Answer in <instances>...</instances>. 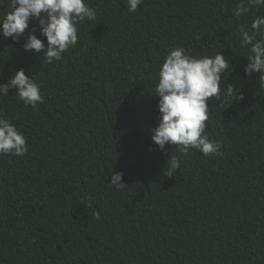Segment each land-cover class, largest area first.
Wrapping results in <instances>:
<instances>
[{
  "label": "trees",
  "instance_id": "obj_1",
  "mask_svg": "<svg viewBox=\"0 0 264 264\" xmlns=\"http://www.w3.org/2000/svg\"><path fill=\"white\" fill-rule=\"evenodd\" d=\"M85 2L97 20L78 25L62 61L23 51L38 21L19 43L0 34V83L24 68L44 96L36 109L15 90L0 96L28 146L0 156V264H264V88L244 75L237 39L264 8L238 21L237 0H143L133 13L127 0ZM10 10L0 0V16ZM175 47L233 66L227 83L244 99L212 101L206 122L222 157L150 151L158 72ZM170 156L173 178L162 174Z\"/></svg>",
  "mask_w": 264,
  "mask_h": 264
},
{
  "label": "clouds",
  "instance_id": "obj_2",
  "mask_svg": "<svg viewBox=\"0 0 264 264\" xmlns=\"http://www.w3.org/2000/svg\"><path fill=\"white\" fill-rule=\"evenodd\" d=\"M143 0H127L129 13L136 12ZM264 8V0H237L231 9L239 21L249 16L253 9ZM10 11L0 16V34L19 43L30 24L38 21L37 27L28 31L22 49L43 57L53 64L63 60V54L78 43V25L84 21H96V9L85 0H10ZM237 39L242 48H247L248 63L244 75L259 74L264 88V15L251 20L250 27L237 25ZM46 40L37 38L36 32ZM233 66L222 54L194 57L184 47L169 50L159 68L158 83L154 97L158 98L159 123L151 129V140L156 146L151 150L166 153V146H176L177 151L187 156L190 150L199 151L205 158L223 156L221 142L207 134L209 104L232 103L243 100L233 84L227 83ZM0 74V79H2ZM9 90L26 105L36 109L44 103L40 85L26 75L24 68L15 71L6 83H0V96H8ZM28 154L27 140L17 126L0 114V156L23 157ZM180 168V158L170 156L163 169V176L173 178ZM123 173L111 174L110 186L119 190L126 186Z\"/></svg>",
  "mask_w": 264,
  "mask_h": 264
}]
</instances>
